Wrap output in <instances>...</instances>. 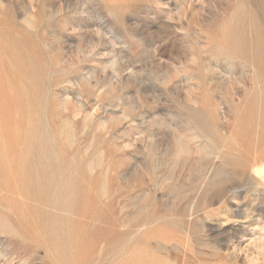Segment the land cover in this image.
Instances as JSON below:
<instances>
[{"label":"rangeland","instance_id":"rangeland-1","mask_svg":"<svg viewBox=\"0 0 264 264\" xmlns=\"http://www.w3.org/2000/svg\"><path fill=\"white\" fill-rule=\"evenodd\" d=\"M263 160L264 0H0V264H264Z\"/></svg>","mask_w":264,"mask_h":264},{"label":"bare ground","instance_id":"bare-ground-1","mask_svg":"<svg viewBox=\"0 0 264 264\" xmlns=\"http://www.w3.org/2000/svg\"><path fill=\"white\" fill-rule=\"evenodd\" d=\"M51 129V128H50ZM259 159V158H258ZM264 161V160H263Z\"/></svg>","mask_w":264,"mask_h":264}]
</instances>
